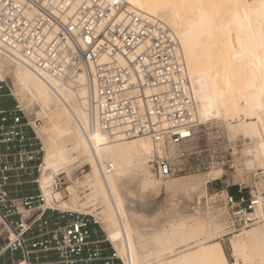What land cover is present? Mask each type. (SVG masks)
Instances as JSON below:
<instances>
[{
	"label": "built area",
	"instance_id": "1",
	"mask_svg": "<svg viewBox=\"0 0 264 264\" xmlns=\"http://www.w3.org/2000/svg\"><path fill=\"white\" fill-rule=\"evenodd\" d=\"M0 47L62 82L84 75L90 122L108 137H150L165 151L194 135L197 108L177 38L161 18L123 0H0ZM8 96L0 80V221L8 233L4 238L0 230V259L10 253V264H126L110 241L112 252L103 255L85 215L49 227L45 214L55 208L41 189L35 196L11 195L12 173L39 170L43 149L36 132L40 120L18 100L5 107ZM150 167L160 180L182 170L166 153L153 156ZM101 170L106 175L114 166ZM65 183L57 174L48 189L62 192ZM256 198L240 186L224 202L235 219L248 224L259 219ZM91 244L96 246L85 255Z\"/></svg>",
	"mask_w": 264,
	"mask_h": 264
},
{
	"label": "bare ground",
	"instance_id": "2",
	"mask_svg": "<svg viewBox=\"0 0 264 264\" xmlns=\"http://www.w3.org/2000/svg\"><path fill=\"white\" fill-rule=\"evenodd\" d=\"M123 1L161 18L177 38L196 103L198 123L240 115L245 120H254L248 128L260 139L250 151L264 163V40L260 0ZM228 3L241 6L221 7ZM233 12L238 19L233 18ZM4 72L14 80L20 100L37 102L48 116L49 124L46 122L47 126L37 128L45 142L40 181L46 202L54 200L55 192L48 189L54 174L68 171L71 154L77 152L91 165L95 192L106 209L109 238L118 253L126 257L123 259L127 264H191L189 254L175 252L210 230L201 216H192L195 223L191 226L185 222L191 215H186L177 225L170 223V230L156 229L150 233L155 248L148 252L141 253L135 246L137 229L140 225L146 228L150 223L135 217L130 209L133 193L127 190L128 179H138L143 189H161L162 183L149 165L153 156L164 154L162 143H155L150 137L111 138L100 132L90 122L84 75L75 81L62 82L37 73L24 58L0 47V80L5 81ZM109 164L114 170L104 175L101 168ZM184 184L183 178H171L165 182V189L171 191ZM256 199L254 216H264V194L260 193ZM78 204L74 195L71 202H63L61 206L76 208ZM141 246L145 247L143 241ZM213 247L202 246V249L210 251ZM234 251L238 258L242 257L246 253L245 245L236 243ZM261 251L264 253V248Z\"/></svg>",
	"mask_w": 264,
	"mask_h": 264
},
{
	"label": "rangeland",
	"instance_id": "3",
	"mask_svg": "<svg viewBox=\"0 0 264 264\" xmlns=\"http://www.w3.org/2000/svg\"><path fill=\"white\" fill-rule=\"evenodd\" d=\"M4 77L7 91L11 93L8 99L12 102L18 100L27 115L40 120L36 127L38 134L41 126L49 124L48 116L42 112L37 102L20 100L14 80L5 72ZM252 121L254 120H245L243 115H240L228 120L212 119L198 123L189 141L165 147L164 153L170 156L174 165L182 168L168 179L186 180V184L174 190L165 189V182L168 179L160 180L156 177L162 183L160 190L143 189L138 179L131 177L128 179L127 190L130 194L133 193L129 203L130 209L135 212V217L137 215L143 222L150 223L146 228L140 225L135 233V246L139 252L145 253L155 248L150 233L156 229L170 230L172 227L170 223L175 222L177 225L180 223L179 219L182 221L185 220L184 216L191 215L185 220L187 226L195 223L192 216H201L209 224L210 230L197 239L181 245L175 253L189 254L191 264H209L210 261L216 260H222L223 264H262L264 216L256 217L259 219L255 223L246 224L240 221V218L235 219L224 202L226 194L240 186L244 187L247 195L264 194V163L257 160L251 152L260 139L248 128ZM39 136L40 134L38 138L43 149L41 160L43 164L45 142ZM171 146L174 148L171 149ZM42 164L39 170L34 169L29 175L31 179L37 178L39 181L30 183L32 185L30 189L37 191L41 189ZM67 168L68 171L61 170L54 174L55 176L62 173L66 183L65 189L62 192H55L54 200L47 202L49 207L55 208L48 211L65 213L72 219L77 215H85L83 217L97 225L98 231H101L105 241L109 243L110 226L105 206L95 192L91 165L83 155L72 152ZM73 194L78 200L79 207L63 208L62 203L71 202ZM171 204L174 205L173 208ZM0 230L4 238L8 236L1 221ZM142 241L145 244L144 248L141 246ZM238 242L243 243L246 249V253L239 258L234 251V246ZM210 245H214L210 251L202 249V246ZM120 256L126 258L121 254ZM0 264H6V260Z\"/></svg>",
	"mask_w": 264,
	"mask_h": 264
},
{
	"label": "crops",
	"instance_id": "4",
	"mask_svg": "<svg viewBox=\"0 0 264 264\" xmlns=\"http://www.w3.org/2000/svg\"><path fill=\"white\" fill-rule=\"evenodd\" d=\"M3 105L5 107H12L14 105V102L10 101L8 97H4ZM27 133L31 134V131L27 129ZM10 181L11 183L7 186V189L10 191L13 197L35 196L39 193V191H37L36 189H30L32 187V185H30L32 181H31V177H29L28 175H24L23 173H18V174L12 173ZM234 192H236V189H234ZM45 219L49 222L48 226L53 227L55 225L67 224L72 218H70L68 215H65L64 213L47 211L45 214ZM89 229L92 233L91 240L98 242L96 245L102 248L103 255L111 254L112 249L110 247V244L105 241L101 231L100 230L98 231L97 225L92 223V221L90 220H89ZM96 245L91 244L87 246L85 255H88L89 251ZM48 255L49 258H51L52 260H56L58 257L55 252H50ZM12 257L13 256L10 253H8L7 255L1 257L0 263L3 260H6V264H10ZM14 257L19 258L20 254L17 253L16 255H14ZM97 263L104 264L103 261H97Z\"/></svg>",
	"mask_w": 264,
	"mask_h": 264
},
{
	"label": "snow or ice",
	"instance_id": "5",
	"mask_svg": "<svg viewBox=\"0 0 264 264\" xmlns=\"http://www.w3.org/2000/svg\"><path fill=\"white\" fill-rule=\"evenodd\" d=\"M241 5L238 3H228L225 5H221V7H227L229 9H236L239 8ZM259 8L262 10L261 13V38L262 40H264V0H260V4H259ZM233 18L234 19H238V17L236 16L235 12H233ZM249 25H251V20L248 21ZM185 135H187V133H185ZM209 264H223L222 260H216V261H210ZM262 264H264V261H262Z\"/></svg>",
	"mask_w": 264,
	"mask_h": 264
},
{
	"label": "trees",
	"instance_id": "6",
	"mask_svg": "<svg viewBox=\"0 0 264 264\" xmlns=\"http://www.w3.org/2000/svg\"><path fill=\"white\" fill-rule=\"evenodd\" d=\"M231 194H233V195H235V196H237L238 195V189H236V192H234V191H231ZM8 254V253H7ZM6 254V255H7Z\"/></svg>",
	"mask_w": 264,
	"mask_h": 264
}]
</instances>
